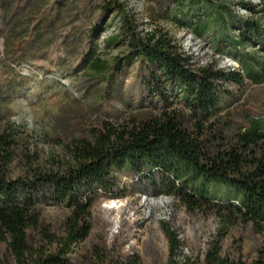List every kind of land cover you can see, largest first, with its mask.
Here are the masks:
<instances>
[{
    "label": "trees",
    "instance_id": "trees-1",
    "mask_svg": "<svg viewBox=\"0 0 264 264\" xmlns=\"http://www.w3.org/2000/svg\"><path fill=\"white\" fill-rule=\"evenodd\" d=\"M113 1L121 23L116 35L107 38V45L122 44L126 51L112 66L90 56V66L112 80L124 62H139L141 89L150 103L140 104L142 113L117 122L101 119L87 136L67 145V161L62 165H31L29 172L17 178L11 176V166L17 158L21 126L12 124L0 132V241L7 245L0 264H141L138 257L114 260L100 246L79 250L93 228L96 198L100 192L113 191L115 174L122 171L162 173L164 194L179 197L190 209L213 211L226 225H264V119L247 115L238 121L222 106V98L233 94L225 82L240 86L247 77L255 85H264V61L255 70L244 60L245 78L215 64L196 66L166 28H140L127 6L117 0L104 1L101 10L108 11ZM172 1L173 22L196 37L219 35L237 52H243L249 40H257L264 50V4L254 8L241 3L260 16L248 20L234 13L229 0ZM42 2H35L38 13L45 12ZM92 13L89 9L88 14ZM235 22L239 37L229 33ZM94 27L93 23L89 30ZM215 183L241 197L218 202L210 192ZM48 205L67 210L55 226L43 221V208ZM162 228L174 256L180 239L169 224L163 222ZM206 264H264V247L256 250L254 258L245 259L224 256L220 244H215Z\"/></svg>",
    "mask_w": 264,
    "mask_h": 264
},
{
    "label": "rangeland",
    "instance_id": "rangeland-1",
    "mask_svg": "<svg viewBox=\"0 0 264 264\" xmlns=\"http://www.w3.org/2000/svg\"><path fill=\"white\" fill-rule=\"evenodd\" d=\"M40 1L0 0V132L12 124L21 126L17 158L11 166L13 178L25 175L31 165H62L67 161V145L87 136L101 119L117 122L120 117L142 113L140 104L150 103L141 89L139 62H124L112 80L90 66V56L112 66L126 51L122 44L107 45V38L116 35L121 23L115 1L102 11L100 5L106 0H43L45 12L38 13L34 5ZM61 1L64 5H59ZM117 1L127 6L140 28L159 25L170 31L196 66L215 64L238 71L244 78V60L255 70L261 69L264 50L257 40H249L244 51L237 52L219 35L196 37L189 28L176 25L172 0ZM241 3L258 8L264 0H229L235 14L260 19ZM54 19L59 20L50 26ZM229 33L240 36L237 22ZM224 87L233 93L222 98L226 112L234 113L238 121L247 115L264 119V85L246 77L240 86L225 82ZM115 177L113 191L100 192L96 198L93 228L81 252L100 246L114 260L138 257L141 264H206V255L215 244H220L224 256L245 259L254 258L256 250L264 247V225H226L213 211L188 208L179 197L163 193L166 186L158 171L143 175L122 171ZM210 192L222 203L241 197L216 183ZM66 214L63 207L48 205L43 208V221L55 226ZM163 222L181 242L174 256ZM6 247L0 241V258Z\"/></svg>",
    "mask_w": 264,
    "mask_h": 264
}]
</instances>
